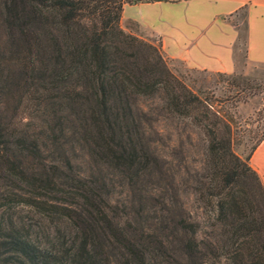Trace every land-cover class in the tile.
I'll use <instances>...</instances> for the list:
<instances>
[{
  "label": "trees",
  "instance_id": "1",
  "mask_svg": "<svg viewBox=\"0 0 264 264\" xmlns=\"http://www.w3.org/2000/svg\"><path fill=\"white\" fill-rule=\"evenodd\" d=\"M133 1L0 0V264H264L262 137L233 150Z\"/></svg>",
  "mask_w": 264,
  "mask_h": 264
},
{
  "label": "crops",
  "instance_id": "2",
  "mask_svg": "<svg viewBox=\"0 0 264 264\" xmlns=\"http://www.w3.org/2000/svg\"><path fill=\"white\" fill-rule=\"evenodd\" d=\"M243 10V65L264 67V0H137L124 2L120 21L133 20L155 34L163 53L188 67L232 72L237 69ZM264 185V136L248 157Z\"/></svg>",
  "mask_w": 264,
  "mask_h": 264
},
{
  "label": "rangeland",
  "instance_id": "3",
  "mask_svg": "<svg viewBox=\"0 0 264 264\" xmlns=\"http://www.w3.org/2000/svg\"><path fill=\"white\" fill-rule=\"evenodd\" d=\"M234 18L240 30L236 47V70L221 72L188 67L183 62L164 55L171 71L190 88L208 97L220 111L231 114L232 147L243 156L258 137L264 136V67L255 64L243 65V10L236 11ZM119 23L124 30L153 41L158 40L155 34L133 20L123 19ZM185 200L188 210H198L190 196Z\"/></svg>",
  "mask_w": 264,
  "mask_h": 264
}]
</instances>
